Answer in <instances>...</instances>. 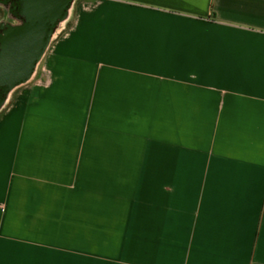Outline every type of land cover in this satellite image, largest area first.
<instances>
[{
  "label": "crops",
  "instance_id": "1",
  "mask_svg": "<svg viewBox=\"0 0 264 264\" xmlns=\"http://www.w3.org/2000/svg\"><path fill=\"white\" fill-rule=\"evenodd\" d=\"M0 264H264V0H70L0 102Z\"/></svg>",
  "mask_w": 264,
  "mask_h": 264
},
{
  "label": "flooded vegetation",
  "instance_id": "2",
  "mask_svg": "<svg viewBox=\"0 0 264 264\" xmlns=\"http://www.w3.org/2000/svg\"><path fill=\"white\" fill-rule=\"evenodd\" d=\"M69 3L70 0H0V102L33 75L39 59L34 67L30 59L40 58L58 37ZM18 58L29 64L16 67L13 76L9 74L12 70L5 72L9 68L5 64ZM11 77H17L18 81L11 85L14 80H9Z\"/></svg>",
  "mask_w": 264,
  "mask_h": 264
},
{
  "label": "water",
  "instance_id": "3",
  "mask_svg": "<svg viewBox=\"0 0 264 264\" xmlns=\"http://www.w3.org/2000/svg\"><path fill=\"white\" fill-rule=\"evenodd\" d=\"M39 58L38 57H34V58H32V59H30L31 61H30V64H31V67H34L35 66V63H36V61L38 60ZM28 61V60H27ZM24 63L27 65V64H29L28 62H26V60L24 59H21V58H18V59H16V60H9V62H7L6 64H5V66H8L9 68L7 69V70H5V72L7 71H9V70H12L11 72H9V74L10 75H15V72H13L14 70L16 71L17 70V68L16 67H21V66H23L24 65ZM12 75V76H13ZM5 78H9V75H6L5 74V76H4ZM12 78H14V77H11L9 80H11ZM16 81H18V78L16 77V78H14V80L13 81H11L12 83H11V85L13 84V83H15Z\"/></svg>",
  "mask_w": 264,
  "mask_h": 264
}]
</instances>
